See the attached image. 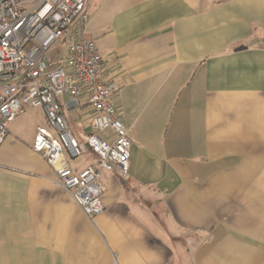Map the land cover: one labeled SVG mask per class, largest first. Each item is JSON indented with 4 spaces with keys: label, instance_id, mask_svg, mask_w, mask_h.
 I'll use <instances>...</instances> for the list:
<instances>
[{
    "label": "crops",
    "instance_id": "crops-1",
    "mask_svg": "<svg viewBox=\"0 0 264 264\" xmlns=\"http://www.w3.org/2000/svg\"><path fill=\"white\" fill-rule=\"evenodd\" d=\"M88 7L134 141L128 177L101 172L105 211L87 218L33 151L43 124L23 133L22 109L0 152V264H264V0ZM65 115L84 142L93 110ZM70 159L76 173L98 160Z\"/></svg>",
    "mask_w": 264,
    "mask_h": 264
},
{
    "label": "built area",
    "instance_id": "built-area-1",
    "mask_svg": "<svg viewBox=\"0 0 264 264\" xmlns=\"http://www.w3.org/2000/svg\"><path fill=\"white\" fill-rule=\"evenodd\" d=\"M89 0H0V152L23 107L42 108L48 127L37 129L33 151L57 170V185L93 219L105 211L101 172L129 174L133 139L114 104L120 91L104 74L105 57L90 36ZM58 42L57 59L48 56ZM82 102L93 110L84 142L75 137L66 110ZM110 132L106 139L100 134ZM88 150L96 167L74 172L66 156Z\"/></svg>",
    "mask_w": 264,
    "mask_h": 264
},
{
    "label": "rangeland",
    "instance_id": "rangeland-1",
    "mask_svg": "<svg viewBox=\"0 0 264 264\" xmlns=\"http://www.w3.org/2000/svg\"><path fill=\"white\" fill-rule=\"evenodd\" d=\"M87 8L89 11L88 5ZM60 52H62V45L60 42H58L49 50L48 56L52 59H57L60 56ZM23 111V114H21L16 120V122L20 124L23 133L29 134V132L32 131L34 125L43 124V127H48L47 119L42 108H32L30 106H25ZM69 161H72L70 157Z\"/></svg>",
    "mask_w": 264,
    "mask_h": 264
}]
</instances>
